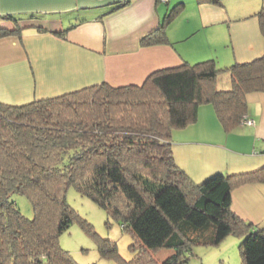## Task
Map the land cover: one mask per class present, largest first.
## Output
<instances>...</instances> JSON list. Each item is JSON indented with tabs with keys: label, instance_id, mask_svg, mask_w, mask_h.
I'll return each instance as SVG.
<instances>
[{
	"label": "trees",
	"instance_id": "16d2710c",
	"mask_svg": "<svg viewBox=\"0 0 264 264\" xmlns=\"http://www.w3.org/2000/svg\"><path fill=\"white\" fill-rule=\"evenodd\" d=\"M180 7L140 45L169 43L166 27ZM254 14L264 37V5ZM5 17L13 27H0V37L20 34L17 19ZM70 27L53 32L64 36ZM223 71L228 88L215 86ZM251 91L264 92V55L222 67L214 58L182 61L151 71L141 84L102 81L18 104L0 100V264H79L58 241L74 219L94 234L66 201L71 185L132 234L130 259L114 241L100 242V254L118 264H182L192 244L215 245L229 234L241 237L242 264H264V229L231 208L235 186L264 183V164L197 183L172 149L173 130L194 122L200 104L212 105L225 130L241 124ZM15 192L30 200L32 218L11 199ZM161 248L171 253L158 259Z\"/></svg>",
	"mask_w": 264,
	"mask_h": 264
},
{
	"label": "crops",
	"instance_id": "0c3cea01",
	"mask_svg": "<svg viewBox=\"0 0 264 264\" xmlns=\"http://www.w3.org/2000/svg\"><path fill=\"white\" fill-rule=\"evenodd\" d=\"M122 1L0 0V27H13L9 15L24 27L0 37V100L18 104L102 81L141 84L151 71L182 61L214 58L222 67L264 55L254 14L264 0L236 9L228 8L231 0H129L113 9ZM179 3L166 27L169 43L140 45ZM67 27L64 36L53 32ZM245 96L252 124L225 130L212 105L200 104L194 122L173 130L176 162L195 182L264 164V92ZM231 208L264 229V183L235 186Z\"/></svg>",
	"mask_w": 264,
	"mask_h": 264
},
{
	"label": "rangeland",
	"instance_id": "374dc122",
	"mask_svg": "<svg viewBox=\"0 0 264 264\" xmlns=\"http://www.w3.org/2000/svg\"><path fill=\"white\" fill-rule=\"evenodd\" d=\"M249 1L231 0L228 8H240ZM229 83V75L223 71L219 73L215 86L228 88ZM65 196L67 203L91 225L94 231L93 234L85 230L80 220L74 219L68 229L59 235L60 246L66 249L75 261L79 264H118L116 258L100 254L99 245L104 238L115 242L117 253L122 258L130 259L133 256L129 247L133 237L130 231L122 227V219L108 213L90 197L79 193L72 185L67 188ZM11 199L24 216L33 217V207L26 195L15 192L11 194ZM240 241V236L229 234L215 245L192 244L189 257L182 264H242L239 251ZM170 253V248H161L155 251L154 255L158 259H163Z\"/></svg>",
	"mask_w": 264,
	"mask_h": 264
},
{
	"label": "built area",
	"instance_id": "2783aa9c",
	"mask_svg": "<svg viewBox=\"0 0 264 264\" xmlns=\"http://www.w3.org/2000/svg\"><path fill=\"white\" fill-rule=\"evenodd\" d=\"M165 1V0H163ZM253 119L248 117V116H244L242 119H241V124H252L253 123Z\"/></svg>",
	"mask_w": 264,
	"mask_h": 264
}]
</instances>
